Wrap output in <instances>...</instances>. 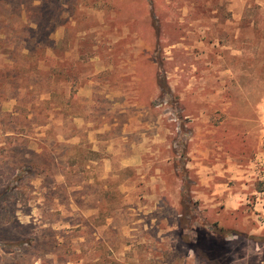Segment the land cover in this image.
I'll list each match as a JSON object with an SVG mask.
<instances>
[{
  "label": "rangeland",
  "instance_id": "1",
  "mask_svg": "<svg viewBox=\"0 0 264 264\" xmlns=\"http://www.w3.org/2000/svg\"><path fill=\"white\" fill-rule=\"evenodd\" d=\"M0 264H264V0H0Z\"/></svg>",
  "mask_w": 264,
  "mask_h": 264
}]
</instances>
